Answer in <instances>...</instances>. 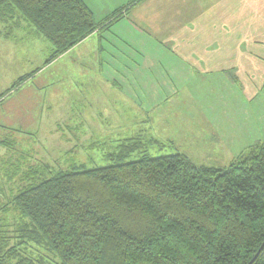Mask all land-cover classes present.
<instances>
[{
	"label": "trees",
	"instance_id": "obj_1",
	"mask_svg": "<svg viewBox=\"0 0 264 264\" xmlns=\"http://www.w3.org/2000/svg\"><path fill=\"white\" fill-rule=\"evenodd\" d=\"M17 15L52 46L47 63L102 26L83 0H0V18ZM148 150L127 139L111 165L46 163L49 176L0 193V264H250L264 244V141L226 168Z\"/></svg>",
	"mask_w": 264,
	"mask_h": 264
},
{
	"label": "crops",
	"instance_id": "obj_2",
	"mask_svg": "<svg viewBox=\"0 0 264 264\" xmlns=\"http://www.w3.org/2000/svg\"><path fill=\"white\" fill-rule=\"evenodd\" d=\"M83 1L92 11L97 24L102 26L66 54L49 63L46 62L52 53V46L32 27L22 20L25 26L24 32L14 35L10 30L16 17L0 18L2 25L0 50L3 51L4 58L19 68L18 74L22 75L20 79H25L19 88L24 89L29 86L19 100L12 101L13 103L7 104L3 109L5 114H2L1 121L11 122L16 119L28 121L39 130H47L52 127L53 121H57L48 118L51 111L58 113V110L64 108V118L67 122L81 119L84 124L89 121L90 108H93L91 113L102 118L103 121H107L106 114L111 122H124V125L119 127L120 132L122 127H125V130L137 128L136 133L133 131L128 135L131 137L138 133L139 122L147 126L152 125L156 128L153 139L161 140L160 142L169 148L178 150V140L188 137L186 133L179 132L180 109L186 110L191 106L202 107L200 101L205 90L211 91L208 97H212V100L217 99L218 95L215 91L221 90L218 99L220 105L224 106L230 101L232 103L227 89L230 85L234 86L231 74L238 68L235 60L237 51L234 49V30L237 24L241 22L246 25L245 21H262L259 26L260 33L257 32V41L264 42V0ZM220 7L223 11H219ZM116 13L117 15L114 16ZM216 23H221L229 29L228 31L224 29L221 34L225 45L209 52L202 51L203 42L218 38ZM138 27H143L145 31ZM149 35L155 37L150 38ZM242 35L247 36L245 39L247 42L250 41L248 29L247 34L242 33ZM150 39L159 43L158 49H162L163 44L166 46L169 43L174 49L172 51L169 48L166 51L157 49L154 52L155 47L151 45L152 51H148L147 43ZM121 43L125 51L123 54L119 48ZM41 52L45 53L47 57L45 60H42ZM72 52H77L82 58H91L89 65L84 64L83 71L85 74H90H88L90 80L87 79L81 84L76 83L77 86L71 78H68V75L72 76V74L69 72L71 66L66 61ZM106 52L111 54L110 59L102 55ZM260 52L262 53H258V58L264 59V48ZM163 59L167 63H171V59H183V61L175 65L169 73L161 65ZM63 61L66 67L59 65ZM259 63H264V60ZM24 64L25 68L22 72L20 68ZM107 65L110 70L104 69ZM58 66L61 67L59 73L61 72L64 77L60 76V80H56L57 83L52 80V76L59 69ZM256 68H258L257 73L264 74V64H257ZM239 72H244L242 66L240 71L235 73ZM188 89L194 92V102L190 94L185 93ZM75 94H80L82 101L75 99ZM229 94L231 96L232 92ZM246 98L247 100L243 99V103L249 105L251 98L248 96ZM261 101H257L258 108L254 113L250 105L248 106V117L239 132L232 120L221 118L222 113L220 119H218L219 114L217 117L216 115L208 117L211 128L209 139L213 144L210 141L207 148L216 144L212 149L216 150L218 161H224L223 159L230 156L236 158L245 149L264 141V109H261ZM214 104L210 106L218 105L217 102ZM158 108L166 109V116L157 128L160 123ZM27 109L31 115L38 114L39 118L33 119L29 114H23ZM12 114H15V117H12ZM54 128L57 129L56 126ZM67 129L70 130L71 126ZM53 134V132L51 135L44 134L40 139H51ZM41 148L49 156L48 161H41L51 167L52 146L49 150L44 145ZM71 152L67 151V153Z\"/></svg>",
	"mask_w": 264,
	"mask_h": 264
},
{
	"label": "rangeland",
	"instance_id": "obj_3",
	"mask_svg": "<svg viewBox=\"0 0 264 264\" xmlns=\"http://www.w3.org/2000/svg\"><path fill=\"white\" fill-rule=\"evenodd\" d=\"M219 11H223L221 7L219 8ZM15 17L16 19L11 25L12 28L10 30V33L22 34L24 32L25 26L23 25V22H21L22 19L18 15ZM245 22L246 25L241 24V22L237 24L236 29L234 30V49L235 51H237V54H235L237 58L235 60L238 66V68L235 69V72L240 71L241 66L243 67L244 72H239L237 74L234 72L233 74H231V77H233L234 79V86L230 85V88L227 89V92L228 97H231L232 103L229 100L230 102L225 103L224 106L220 105V101L218 99H220L221 90L217 89L215 91L216 95H218L217 99L215 100H212V97H208L211 91L205 90L200 101L202 107L195 108L194 106H191L187 107L186 110L180 109L181 113H179L181 115H179L178 118V123H180L179 132H184V134L186 133L188 137H184L183 139L178 140V150L169 148V146L167 145L163 149H160L158 147V144L161 143V140L152 138L155 135L156 130V128L152 125L147 126L145 123L139 122L137 124L139 129L137 130L138 133L131 137L128 135L133 133V131H135L134 133H136L137 128L132 130H125V127H122L120 132L119 127L124 125V122H111L106 114L105 118L107 121H103L102 118H98L91 113V111L94 110L93 108H90L89 121L84 122V124L81 122V119L75 120L73 122H67L64 118V108L58 110V113H53V111H51V115H48V118H54L57 119V121H53L52 127L47 130H39L38 128L29 124L28 121H19L17 119L16 121L13 120L11 122L1 121L2 114H5V111L3 109L7 106V104L19 100L23 92L29 89V86L24 89L16 86V83L22 76L21 74H18L19 68L15 65H12L8 59L4 58L5 56L3 54V51L1 52L0 50V193L4 194L6 196V200L9 201L14 195H16L19 188L27 186L30 183V178H34L36 172L39 176H49L47 170H44L45 167L43 164L46 163L41 161L49 160L48 154L41 148L43 145L48 150L52 146V150L50 149L53 159L51 167H53V169L60 168V170L68 171L77 169L92 170L99 167L108 166L109 164L111 165L112 162H114L112 161V157L117 155L116 153L119 151L120 146L123 142H125L127 139H133L134 141H136V139L139 138L141 144L149 149L148 151L152 156L183 152L187 154V156H189L197 165H206L216 168H223V166L224 168L228 167L233 161H235L237 157L235 158L234 156H230L229 158L223 159L224 161H218L216 159L218 157L216 154L217 152L214 148L212 149V146L216 144L212 146L210 145L211 147L207 148L211 141L209 139L211 128L207 120L208 117H214V115H216L217 117V115L219 114L218 119H220V113H222L221 118L224 117L225 119L226 117L228 120H232V122L235 123L234 125L237 126V131L239 132L240 127L243 126L244 121H246L248 117L249 105L254 113V110L258 108L257 101L262 100L260 106L261 109H264V74L257 73V69L259 67L256 68L257 64H264L259 63L264 59H261V57L258 58V53L261 54L262 52L260 51L264 48V42L259 43L257 41V32L260 33L259 26H261L262 21ZM226 24L228 25V21L226 22ZM26 25L28 24L26 23ZM1 26L2 25H0V27ZM217 26L219 33L218 38L214 39L213 41L209 40L207 42H203L202 51L209 52L210 50L219 49L221 45H225V42L221 39V34L224 32V29L227 31L229 29L221 23L217 24ZM138 28L145 31L143 27ZM247 29L251 37L249 42L245 40L247 36L242 35V33L247 34ZM148 37L154 38L155 35H149ZM151 40L152 39L148 40L147 45L149 49L147 48V50L150 51L152 49V45L153 47H155L154 52H156L159 43ZM260 45L263 46L261 47ZM166 46L163 44L162 49L158 50L165 49L166 51L170 49L172 51L174 49L171 43ZM258 46L260 47L258 48ZM119 48L122 54L125 53L122 43L120 44ZM41 54V56H43L42 60H45V58H47L45 57V53L41 52ZM102 55L104 57L106 56V59L111 58V54L109 52H106L105 54L102 53ZM90 61L91 58H82L77 52H72L69 54L66 63L71 66L69 68V72H71L72 76L69 74L68 78L72 79L75 86H77L76 83L81 84L83 82H86L87 79L90 80V74L88 73V75L83 72L84 64L89 65ZM95 61L97 65L98 60L96 59ZM180 61H183V59H171V63H167L165 59H163L161 65H163L164 68L168 70L169 73H171L173 67L175 65H179ZM66 63L64 64L63 61L59 65H63L66 67ZM28 65L29 63H27V66ZM58 67L59 69H57V71H55L54 75L52 76L53 81L60 80V76L64 77L63 75H61V72L59 73L61 67ZM24 68L25 64L24 66H22V68H20V71L24 72ZM104 69L110 70L109 65H107ZM32 91L36 92L34 90ZM229 92H232L231 96ZM185 93L190 94L192 101H195V99H193L194 92L192 90L188 89L185 91ZM245 96L251 98L249 105L243 103V99L247 100ZM80 97V94H75L74 98L81 100ZM239 100L241 101L239 102ZM215 102H217L218 105L210 106V104L213 105ZM80 108L81 107H79V109ZM148 108L149 107H147V110H149ZM158 109V118L160 120V123L158 124L157 128L160 127L161 122L165 119L166 116V109ZM95 111L97 115V110ZM23 114H29V116L33 119L39 118V115L36 113L34 115L32 113L31 115L28 109ZM12 117H15V114H12ZM55 126L57 127L56 130L54 128ZM68 126H71L70 130L67 129ZM52 132L54 134L51 139H40V137H43L44 134L51 135ZM156 141L158 142L156 143ZM5 143H7L8 145L10 144L11 148L6 147L5 145L3 146V144ZM211 143L213 144L212 141ZM67 151L72 152L67 153ZM13 155L14 157H17L14 161L11 160V158H13ZM11 166H15V169H12ZM17 167L19 168V170ZM60 170L58 169L54 172ZM10 216L6 217L9 218ZM34 251L37 256H44L45 259H56L54 255L47 252L36 250Z\"/></svg>",
	"mask_w": 264,
	"mask_h": 264
},
{
	"label": "water",
	"instance_id": "obj_4",
	"mask_svg": "<svg viewBox=\"0 0 264 264\" xmlns=\"http://www.w3.org/2000/svg\"><path fill=\"white\" fill-rule=\"evenodd\" d=\"M263 247H264V244H263L262 248L259 250V252L257 253V255L255 256V258L251 261L250 264H252V263L256 260V258L258 257V255H259L260 252L262 251Z\"/></svg>",
	"mask_w": 264,
	"mask_h": 264
}]
</instances>
